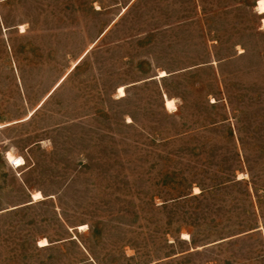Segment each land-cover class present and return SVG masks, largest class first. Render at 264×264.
Segmentation results:
<instances>
[{
  "label": "rangeland",
  "instance_id": "374dc122",
  "mask_svg": "<svg viewBox=\"0 0 264 264\" xmlns=\"http://www.w3.org/2000/svg\"><path fill=\"white\" fill-rule=\"evenodd\" d=\"M259 1L0 0V264H264Z\"/></svg>",
  "mask_w": 264,
  "mask_h": 264
},
{
  "label": "bare ground",
  "instance_id": "6f19581e",
  "mask_svg": "<svg viewBox=\"0 0 264 264\" xmlns=\"http://www.w3.org/2000/svg\"><path fill=\"white\" fill-rule=\"evenodd\" d=\"M259 13L260 14H264V11H262V9H264V0H261V1H259ZM264 22V21H263ZM164 76H166V73H164V74H161L160 75V77H164ZM119 92L122 94V96H125V94H124V88L123 87H121V88H119ZM173 105H174V102L172 101V100H167L166 101V106L168 107V108H172L173 107ZM8 161H9V163H11V164H14V166H16V167H21L22 166V164H24V160H23V158H18L17 159V157H15L13 154H11V153H9L8 154ZM33 198L34 199H36V198H41V194L40 193H37V194H35L34 196H33ZM44 241V240H43ZM43 243V242H42ZM44 243H45V241H44Z\"/></svg>",
  "mask_w": 264,
  "mask_h": 264
},
{
  "label": "crops",
  "instance_id": "0c3cea01",
  "mask_svg": "<svg viewBox=\"0 0 264 264\" xmlns=\"http://www.w3.org/2000/svg\"><path fill=\"white\" fill-rule=\"evenodd\" d=\"M8 152H9V151H8ZM8 152L5 153V160H6V161H7V159H6V155H7ZM7 163H8L9 165H11L8 161H7ZM20 168H21V167H20ZM31 203H33V202H31Z\"/></svg>",
  "mask_w": 264,
  "mask_h": 264
},
{
  "label": "snow or ice",
  "instance_id": "6c2138e0",
  "mask_svg": "<svg viewBox=\"0 0 264 264\" xmlns=\"http://www.w3.org/2000/svg\"><path fill=\"white\" fill-rule=\"evenodd\" d=\"M262 11H264V9H262Z\"/></svg>",
  "mask_w": 264,
  "mask_h": 264
}]
</instances>
